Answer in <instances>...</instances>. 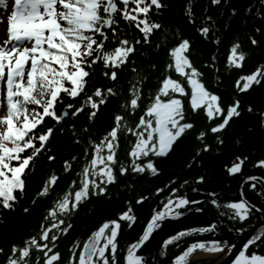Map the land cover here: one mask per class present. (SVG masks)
Listing matches in <instances>:
<instances>
[{
	"label": "snow or ice",
	"instance_id": "snow-or-ice-1",
	"mask_svg": "<svg viewBox=\"0 0 264 264\" xmlns=\"http://www.w3.org/2000/svg\"><path fill=\"white\" fill-rule=\"evenodd\" d=\"M196 3L197 0H186L183 9L185 30L181 31L179 25L172 29L162 21L152 19V14H161L160 10L167 6L164 0H14L7 16V38L0 44V111L4 113L0 115V215L15 211L25 194L27 178L34 171L40 156L47 155L49 161L55 159L54 154H49V145L57 132L64 134L65 121L76 118L87 108L88 121L94 124L109 97L121 94L113 86H96L91 94L88 93L97 65L103 77L117 80L120 70L134 55L136 45L141 43V37L143 43L148 44L157 30H162V35L156 47H165L166 57L160 86L154 94L149 90V102L134 125L125 113L135 114L139 109L144 94L143 84L148 79V74L138 69L134 61L131 67L134 76L128 88V97L120 102L123 112L114 114L112 126L99 142L92 139L88 124L79 131L74 123L67 125V130L74 137L72 143L84 144L87 140L79 186L73 192L65 191L46 209L37 234L26 237L22 244L10 245L2 264H59L61 253L53 249L57 248L58 237L68 233L73 226L70 221L79 210V205L92 196L110 198L112 193L108 189L118 181L117 173L133 177L161 173L157 161L176 150V145L195 127L194 117L203 114L207 123L196 132L199 146L194 147L185 167H198L202 171L195 175L194 180H184L180 188L190 183H210L212 177L204 161L212 154L223 153L229 143L241 146L244 133L259 132L264 143V92L259 99L245 98L257 88L264 89V63L235 79L234 91L230 93L232 100L225 105L222 93L227 89L222 87V76L225 72L230 74L233 67H241L252 52L244 49L237 33L228 45L224 71L221 70L222 57L219 54V46L233 28L236 17L241 15L244 19L238 27L245 29L244 37L252 48L260 49L261 39L258 37H264V0H250L242 13L231 0H208L202 15L194 11ZM0 5L6 6V0H0ZM210 8H218L219 15L210 14ZM133 28L140 34L134 40L129 39ZM193 32L195 35H192ZM169 37L172 43H169ZM197 37L216 46V51L208 59H199L202 53L194 47ZM156 66L153 62L150 67L155 70ZM202 69L213 71V82L206 80ZM66 97L80 99L81 102L78 106L66 103L58 111V106ZM249 116L254 121L240 131L237 122ZM48 120L53 123L49 125ZM83 133L89 135L84 137ZM121 135L125 139L134 137L126 162L117 160ZM89 151L90 159L87 158ZM251 157L252 153L231 152L229 163L223 165L227 175L242 174L246 163L252 168L264 169V152L255 160ZM76 158L72 156L70 160ZM70 160L63 161L65 173L71 168ZM117 164L118 167H115ZM176 179L173 177L165 187L172 185ZM57 182L58 174L53 171L32 202L49 195ZM76 184L77 180L73 179L69 187ZM245 184L264 200V175L260 174L244 176L239 189L240 198L228 201L218 199L222 193L214 190L206 192L200 187L191 188L192 192L202 195L190 200L186 193L179 194L177 187H171L168 196L161 197L162 206L153 207L138 239L120 249L118 233L122 221L131 228L138 219L132 202L125 200V210L120 211L116 218L103 220L83 240L82 246L79 241H74L66 264H121L118 261L120 252L124 253L122 264H158L155 256L149 259V254L138 250L150 240L154 230L161 227L162 221L182 217L189 210V205L203 202L217 209L224 208L227 211L220 215L232 221L243 222L254 212L264 214V207L245 196ZM127 187L133 185L129 183ZM163 191L162 187L155 188V193ZM151 195H139L135 203L140 204ZM205 196L210 199L206 200ZM182 206L184 211L180 210ZM23 211L28 212L29 208L25 207ZM195 211H203V208H195ZM220 223L223 221L214 220L207 226L179 230L169 235L163 245L178 241L189 233L216 232ZM244 230L236 229L237 232ZM262 247L264 225L250 235L230 264H264ZM234 248L235 245L229 244L226 239L194 241L174 256L173 264H200V260L191 255L194 250L223 252L227 257ZM4 252V248H0V255ZM165 255L163 251L160 253L161 257ZM221 260L217 257L213 264Z\"/></svg>",
	"mask_w": 264,
	"mask_h": 264
},
{
	"label": "trees",
	"instance_id": "trees-1",
	"mask_svg": "<svg viewBox=\"0 0 264 264\" xmlns=\"http://www.w3.org/2000/svg\"><path fill=\"white\" fill-rule=\"evenodd\" d=\"M186 0H164L166 7L160 10L161 14H152V19L160 20L166 26H171L175 29L176 26H181V31L185 30V16L183 15V9ZM233 6H238L241 13L243 8L250 0H231ZM208 3V0H197L194 7V11L197 15L203 14V6ZM210 14L213 16L219 15L218 8H210ZM155 13V9L152 10ZM244 19L243 15L237 16L233 28L229 31L226 39L219 46V54L222 57L220 59L221 70L224 71L226 64V56L228 52V45L233 40L234 36L239 33L242 44L245 50H251L252 54L246 58L243 65L239 68L233 67L230 70V74L222 76L223 85L227 91L222 93L223 103L226 105L231 102L232 96L230 93L234 91L233 84L235 79L242 75L254 71L255 68L264 63V37H258L261 39V47L259 50L253 49L247 39L244 37L245 29L238 27L240 21ZM123 23V22H122ZM127 29V25H125ZM140 35L136 29H131L129 39L134 40L136 36ZM162 35V30L155 31V35L151 37V41L148 44L143 43L141 37V43L136 45V51L134 55L130 56V61L120 70L118 79L110 81L103 77L101 68L97 65L96 76L93 83L88 87V93L91 94L92 90L96 86L109 87L113 86L118 93V96L109 97L106 105L101 109L98 117L95 118V123L90 124L88 121L87 113L89 109H85L81 114L74 119L65 121V132L63 135L57 132L55 137L52 139V143L49 145L51 152L54 154L55 159L49 161L47 155L40 156L37 161L34 171L27 178V187L23 198L20 199L18 206L15 211H6L0 215V248H4V255H0V264H2L4 256L10 249L12 243L22 244L24 239L30 235L37 234L40 230V224L45 216L46 209L52 206L56 199L65 192H73L75 187L79 186V173L82 165L85 163L84 157V144H87V140H84V144L72 143L74 137L71 132L67 130V125L74 123L77 131H79L83 125L88 124L91 130L92 139L99 142L101 137L110 129L113 124L114 114L117 112H123L120 108L121 100L128 97V88L130 86L131 78L134 73L131 71L132 61L135 62V66L138 69H143L145 74H148V79L143 84V98L140 102L139 109L135 114L125 113L127 119L133 125L137 122L139 116L143 113L144 108L149 102V90L155 93V90L160 86V80L163 78L164 62L166 57L165 47H156V43ZM192 35H195L193 32ZM173 41L169 37V43ZM112 47L113 45H108ZM195 49L202 53L199 59H208L213 51H216V46L211 43H206L197 37V43L194 45ZM156 62L157 66L155 70L151 69V64ZM205 74V78L208 82L214 81V74L211 69H202ZM122 90V92H121ZM264 89L257 88L251 96L245 98H256L259 99ZM82 99V98H81ZM81 102L80 99L71 100L67 97L64 102L58 106V111L63 109L64 104L74 103L78 106ZM195 127L187 133L186 136L176 145V150L173 151L167 158H161L157 161V166L162 169L161 173L151 175H139L133 177L132 175H119L118 181L109 186L108 191L112 193L110 198L105 196H92L86 202L79 205V210L73 214L70 223L73 225L68 233L62 234L58 237L56 242L57 248L53 251L58 250L61 253L59 258V264H66L68 261L71 250L70 246L74 241H79L82 246L83 240L99 226L100 223L105 219L116 218L120 211L125 210V200L132 202V207L137 215L138 219L135 221L131 228L127 227L126 222L121 223V231L118 233V241L120 249L126 248L128 243H131L138 239L142 233L143 227L146 225L147 220L150 218L152 209L155 206L159 208L162 206L161 197H167L171 191V187H177L179 194H187L190 200L198 199L202 193L192 192V187H200L208 190H214L222 193L218 197L221 201H228L232 199H238L239 189L241 181L244 176L260 174L264 175V169L259 167L252 168L249 164H245L242 170V174H233L229 177L224 169L223 165L229 163V154L231 152H244L252 153V160L258 158V156L264 152V143L261 141L259 132L256 133H244L243 144L239 147L233 146L229 143L228 147L221 154H212L207 158L204 163L205 167L211 174V182L207 184H188L183 188H180L181 183L184 180L192 179L196 174L202 171L198 167H185V164L193 154V149L199 146V141L195 139L196 132L205 127L206 120L203 118V114L198 117H194ZM254 118L249 116L244 120L237 122L238 129L243 130L245 125L249 122H253ZM53 121L48 120V124L51 125ZM89 133H83L84 137H87ZM134 142V137L129 136L127 139L123 135L120 136V146L117 151L118 162H126L129 157L127 155L130 149L131 143ZM76 156V160L72 161L70 158ZM91 157V151L88 153V159ZM69 159L71 168L65 173L63 171V161ZM118 167V164L115 166ZM55 171L58 174V182L52 186L50 194L46 197L37 198L33 203L35 194L41 188L43 182L47 179L52 172ZM173 177L177 179L172 185L165 187L168 181ZM76 179L77 184L69 187L70 182ZM131 183L133 187L128 188L127 185ZM162 187L164 191L161 193H155V188ZM147 193L152 194L151 197L136 204V197L139 195H145ZM245 196L254 203L260 204L264 207V200L258 197L253 191L249 190L247 184L244 185ZM205 199H210L205 196ZM25 207L29 208L28 212L23 211ZM189 210L185 212L182 217L178 218H166L161 222V227L154 230L150 240L142 246L141 250L145 254H149V259L155 256L158 264H173V258L179 254L189 243L203 240L205 242L216 240H227L229 244H234L252 227L264 220V214L254 212L252 216L246 218L245 221L239 220L232 221L229 217L220 215L221 212L227 211L224 208L217 209L210 203H203L197 205L187 206ZM195 208H203V211L197 212ZM181 211H184L182 206ZM223 221L219 224V229L216 232L206 231L204 233H189L187 236L181 238L178 241L169 242L168 245H163V241L169 236L174 235L177 231L198 226H207L213 221ZM245 229L243 232H237L236 229ZM259 230V229H258ZM261 252L264 253V247ZM78 251V249H77ZM165 252L164 257L160 256L161 252ZM42 255V254H41ZM123 252L118 255V261L123 262Z\"/></svg>",
	"mask_w": 264,
	"mask_h": 264
},
{
	"label": "rangeland",
	"instance_id": "rangeland-1",
	"mask_svg": "<svg viewBox=\"0 0 264 264\" xmlns=\"http://www.w3.org/2000/svg\"><path fill=\"white\" fill-rule=\"evenodd\" d=\"M11 11V3L10 0H6V6L3 5V8L0 10V17L3 19L0 20V31L2 32L4 28H6L7 16L10 15ZM3 111H0V115H3ZM227 248L225 247V251ZM192 257L199 259L200 264H213V261L216 260L217 257H221V261H217V264H221L224 261V253L223 252H209L206 250H194V253L191 254Z\"/></svg>",
	"mask_w": 264,
	"mask_h": 264
},
{
	"label": "water",
	"instance_id": "water-1",
	"mask_svg": "<svg viewBox=\"0 0 264 264\" xmlns=\"http://www.w3.org/2000/svg\"><path fill=\"white\" fill-rule=\"evenodd\" d=\"M261 225H264V220L260 221L258 224H256L254 227H252L250 229V231H248L247 233H245L240 239L239 241H237L234 245L235 248L233 250L232 254H229V256L227 257L226 260H224L221 264H230L231 259L234 258V255L236 254V252H238L239 248L243 246V244L247 241V239L250 237V235L254 232L257 231Z\"/></svg>",
	"mask_w": 264,
	"mask_h": 264
}]
</instances>
